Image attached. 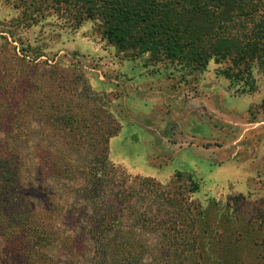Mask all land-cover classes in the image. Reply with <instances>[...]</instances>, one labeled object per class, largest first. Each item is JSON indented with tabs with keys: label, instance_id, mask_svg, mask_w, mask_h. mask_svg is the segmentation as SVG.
Masks as SVG:
<instances>
[{
	"label": "rangeland",
	"instance_id": "rangeland-1",
	"mask_svg": "<svg viewBox=\"0 0 264 264\" xmlns=\"http://www.w3.org/2000/svg\"><path fill=\"white\" fill-rule=\"evenodd\" d=\"M258 2L254 6L260 8ZM257 12L233 25L237 42L258 23ZM77 15L56 0H0V70L9 73L5 80L12 81L17 70L25 76L16 77L25 97L48 94L65 101L58 108L83 112L88 122L86 130L75 124H30L34 133L27 143L40 146L52 134L46 148L66 145V154L58 153L51 163L72 167L68 175L59 173L61 167L56 180L43 181L47 196H86L85 214L97 210L91 201L112 198L113 177L95 179L79 166L100 156L138 176L137 185L128 190L139 213L149 211V204L160 208L153 216L146 213L142 227L130 217L121 223L125 230L137 225L133 239L148 247L146 260L162 240L161 231L172 234L171 244L186 247L188 206L180 198L188 193L203 264H262L264 64L250 65L245 84L226 77L225 72L238 69L227 59L211 58L202 70L187 74L148 53L118 50L102 35L98 19L79 20ZM4 98L11 100L1 97L0 113L6 108ZM12 128L23 131L24 126ZM61 156L66 159L57 161ZM36 163V157H28L30 167ZM73 212H80L79 207Z\"/></svg>",
	"mask_w": 264,
	"mask_h": 264
},
{
	"label": "trees",
	"instance_id": "trees-1",
	"mask_svg": "<svg viewBox=\"0 0 264 264\" xmlns=\"http://www.w3.org/2000/svg\"><path fill=\"white\" fill-rule=\"evenodd\" d=\"M258 1L260 8L252 0H56L77 12L79 20L98 19L102 35L120 51L148 53L155 61L179 65L187 74L202 70L211 58L227 59L238 69L225 72L226 77L242 84L247 82L243 80L250 65L264 64V0ZM254 11H258V23L237 42L233 25ZM8 74L0 70V99L11 97L10 101L3 99L6 108L0 113V264H203L197 249L201 236L192 212L195 205L188 193L180 198L188 206L184 225L190 236L183 244L186 247L171 244L172 234L158 231L165 241L154 245L150 260L145 259L148 247L133 239L138 231L133 224L142 227L146 213L153 216L160 208L149 204V211L144 208L139 213L134 205L137 199L128 190L137 185L138 176L128 168L102 162L100 156L79 166L83 174L91 171L95 179L113 177L115 182L112 198L103 203L91 201L98 207L93 213L84 212L89 200L86 196L74 200L47 196L43 181L56 180L61 167L59 173L68 175L72 167L51 163L58 153L66 154V145H58L59 150L46 148L52 134H46L48 139L40 146L27 143L34 133L30 124L51 128L75 124L86 130L87 118L83 112L69 114L58 108L65 101L48 94L25 97V89L16 78L24 74L13 70L14 78L6 81ZM13 124L24 126L23 131L13 130ZM28 157H36L37 166L30 167ZM64 159L61 156L57 161ZM126 189L127 196H121ZM73 206L80 212H73ZM129 217L133 224L125 230L121 223ZM260 256L264 264V249Z\"/></svg>",
	"mask_w": 264,
	"mask_h": 264
}]
</instances>
